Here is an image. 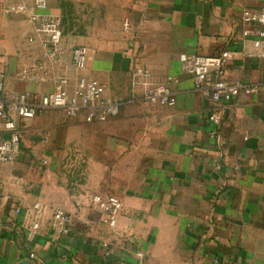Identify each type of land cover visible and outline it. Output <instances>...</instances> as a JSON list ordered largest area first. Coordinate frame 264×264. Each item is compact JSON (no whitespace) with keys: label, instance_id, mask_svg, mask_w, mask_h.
Masks as SVG:
<instances>
[{"label":"crops","instance_id":"1","mask_svg":"<svg viewBox=\"0 0 264 264\" xmlns=\"http://www.w3.org/2000/svg\"><path fill=\"white\" fill-rule=\"evenodd\" d=\"M27 1L0 0L6 93L47 94L61 79L72 92L85 77L120 109L107 121L53 108L19 122L20 155L0 166V264H264V57L247 54L241 19L264 0H46L63 32L56 61L42 56L34 24L17 9ZM80 45L87 58L77 70ZM222 52L228 80L260 89L240 91L212 136L210 93L194 89L186 59ZM136 66L169 82L176 104L133 91ZM32 68L39 78L23 79ZM96 194L122 202L114 226L102 223ZM35 202L44 220L28 241L20 225ZM57 208L72 215L68 234L54 228Z\"/></svg>","mask_w":264,"mask_h":264},{"label":"built area","instance_id":"2","mask_svg":"<svg viewBox=\"0 0 264 264\" xmlns=\"http://www.w3.org/2000/svg\"><path fill=\"white\" fill-rule=\"evenodd\" d=\"M46 0H29L18 4L17 9L25 14L34 24V34L40 37L41 54L50 61H56L61 52L62 27L58 16L45 13ZM244 24L243 36L252 38L248 55L264 57V5L257 9L245 8L241 13ZM35 37L30 36L29 41ZM87 48L76 46L72 50V63L77 70L86 66ZM228 52L214 55L192 54L186 59V69L193 77L194 89L208 90L213 102L209 113V120L214 128L211 135L215 136L222 121L224 108L228 107L233 98L240 92L253 93L260 89V85H251L241 79L228 80L226 77ZM21 76L25 80L34 81L39 73L32 69H24ZM131 85L133 91L138 87L144 88L145 101L174 106L177 102L175 92L169 82H156L147 67L136 66L131 70ZM62 109L67 118L77 116L85 110L91 119L107 121L119 113L120 103L105 94L104 85L95 79L79 77L72 92L65 86V80L49 93L31 95L29 92L5 91V81L0 73V127L7 131V135L0 139V166L13 163L21 152L22 134L18 124L22 119H31L50 109ZM47 163V160H43ZM218 160L214 168L221 169ZM101 212L102 223L114 226L122 208V202L116 197L94 195L92 197ZM45 206L35 202L25 209L20 228L28 241H34L39 235L44 220ZM72 215L57 208L53 212L54 228L61 233L72 231ZM108 247V244H104ZM215 263L218 260L215 259Z\"/></svg>","mask_w":264,"mask_h":264}]
</instances>
